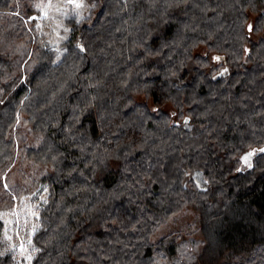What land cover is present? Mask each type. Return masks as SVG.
<instances>
[{
    "label": "trees",
    "instance_id": "1",
    "mask_svg": "<svg viewBox=\"0 0 264 264\" xmlns=\"http://www.w3.org/2000/svg\"><path fill=\"white\" fill-rule=\"evenodd\" d=\"M38 1L0 0V208L19 159L46 167L30 264H197L155 239L187 209L224 264H264V0H85L60 57Z\"/></svg>",
    "mask_w": 264,
    "mask_h": 264
},
{
    "label": "rangeland",
    "instance_id": "2",
    "mask_svg": "<svg viewBox=\"0 0 264 264\" xmlns=\"http://www.w3.org/2000/svg\"><path fill=\"white\" fill-rule=\"evenodd\" d=\"M78 2H81L83 7L76 8L74 4L68 3V0H39L36 3L39 14L31 17V19L36 21L35 26L39 34L44 35L45 41L57 51L59 57L62 54L61 45L70 33V27L66 25V19L71 14L79 11L83 12L87 8L85 0H78ZM196 52L201 55L207 54V50L204 47H199ZM23 80H25L24 77ZM165 108L171 113L174 110L169 105ZM21 131L26 134L28 132V124L23 123ZM45 168L22 158L17 161L8 176V185L25 184L24 186L28 187V184H32L33 186L31 189L29 187V190H31L29 193L22 192L18 196L14 194V197H11L10 205L5 209L0 208V219L5 223V250H13L15 254L14 264H30L31 259L29 260L27 257L34 255L35 247L31 242L30 236L39 226V206L46 201L45 190L38 189L40 184L38 182L41 178L40 176L44 174ZM195 178L201 187L207 184L200 174H196ZM26 187L20 186L19 191L24 190ZM177 233H180L183 239L194 243V249H192L191 245L186 248L188 245L186 243L183 252L187 253V250H194L197 256V264L225 263L224 257L227 254V250L223 249L221 254L224 255L220 256L218 252L222 250V246L219 239L210 241L211 245H208L209 249L207 250V240L202 233L201 219L195 210L187 209L169 219L161 227L155 239L173 235L177 237ZM6 235L10 236L11 240H8ZM22 243L24 245L23 250L20 247ZM172 264H179V260L177 259V262L174 261Z\"/></svg>",
    "mask_w": 264,
    "mask_h": 264
},
{
    "label": "snow or ice",
    "instance_id": "3",
    "mask_svg": "<svg viewBox=\"0 0 264 264\" xmlns=\"http://www.w3.org/2000/svg\"><path fill=\"white\" fill-rule=\"evenodd\" d=\"M68 3H70V4H74L76 8H81V7H83V4H82L81 2H78V0H68ZM249 30L251 31V25L249 26ZM216 59H219V57H217ZM251 155H253V153H250L249 156H245V157H244V161H245V163L248 162L249 157H250ZM6 238H7L8 240H11V237H10V236H7V235H6ZM13 247H15V246H13ZM20 247H21V249L23 250V248H24L23 243L20 245ZM0 254H2V253H0ZM27 259L30 260V259H31V256H28Z\"/></svg>",
    "mask_w": 264,
    "mask_h": 264
}]
</instances>
